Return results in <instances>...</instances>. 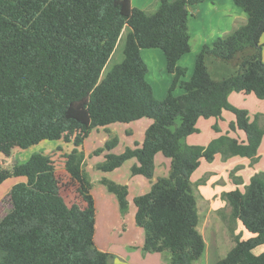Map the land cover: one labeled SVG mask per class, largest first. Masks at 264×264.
<instances>
[{
  "label": "trees",
  "instance_id": "obj_1",
  "mask_svg": "<svg viewBox=\"0 0 264 264\" xmlns=\"http://www.w3.org/2000/svg\"><path fill=\"white\" fill-rule=\"evenodd\" d=\"M206 0H160L155 11L132 6L131 0H0V153L10 157L43 141L72 144L64 169L86 207L68 206L60 193L49 156L33 153L25 162L0 167V184L22 178L10 191L12 210L0 221V264H113V255L94 244L95 205L92 183L83 170L82 146L93 129L112 124L152 120L144 139L121 154L110 151V137L93 155L96 165L111 172L135 159L132 175L152 179L154 158L171 160L166 178L133 199L135 223L144 230L142 252L166 254L170 264H193L203 254L196 198L191 175L201 162L216 155L255 160L263 130L258 116L228 102L232 92L264 100V0H232L246 15L244 24L202 46L192 75L178 61L191 50L189 8ZM124 40L123 59L105 72L118 41ZM143 49H159L172 76L163 99L155 98L147 81ZM238 56L234 74L210 76L207 60L228 63ZM176 88L183 94L175 95ZM234 115L230 130L245 141L226 135L206 146L187 145L200 118ZM217 130V127H214ZM117 198L121 214L128 209V190L101 180ZM232 219L252 237L241 240L215 264H264V172L253 175L243 191L224 193Z\"/></svg>",
  "mask_w": 264,
  "mask_h": 264
},
{
  "label": "crops",
  "instance_id": "obj_2",
  "mask_svg": "<svg viewBox=\"0 0 264 264\" xmlns=\"http://www.w3.org/2000/svg\"><path fill=\"white\" fill-rule=\"evenodd\" d=\"M232 2L231 0H206L189 8L188 26L191 50L178 61V65L186 69L185 81L190 79L195 56L203 45L210 44L216 37L224 35L246 22L247 15L235 7ZM159 3L160 0H131L133 7L146 11H155ZM261 43L262 61L264 62V33L261 36ZM157 50L159 49H143L141 56L150 58L154 65L149 69L156 70L162 76L159 80L153 81L158 86V94L155 95L156 90L150 84L154 88L155 97L161 100L168 89L172 76L166 71L164 55L160 53L162 51L158 52ZM207 62L208 71L213 79L218 80L224 77L223 75L227 72L226 63L212 59H208ZM149 74L150 72L147 76ZM156 76L157 74L152 78H156ZM174 94L181 95L183 90L176 88ZM228 102L238 109L247 111L251 121L258 116L257 122L264 132V100L257 99L253 94L232 92L228 96ZM231 114L224 111L221 119L200 118L196 124L198 131L186 137L185 143L206 146L211 140L226 134L240 142L245 141L246 137L242 131L230 130V124L235 121L234 115ZM151 123V119L143 118L129 124L99 127L90 132L82 146L83 170L92 183L91 193L95 205L94 244L98 250L113 255V264H170L166 254H144L142 252L145 234L144 230L135 223L136 207L133 199L149 192L152 184L159 178L168 176L171 160L160 153L156 154L154 174L149 180L143 176L131 174V168L137 165L135 159L127 160L120 167L105 173L98 171L95 167L104 161V155L107 152L98 156L92 154L112 136L117 137L118 142L110 153L116 155L121 154L126 148L140 145L144 139L145 131ZM214 127H217V130H214ZM91 140L94 143L89 145ZM2 160H6V157L0 153V161ZM260 172H264V133L254 161L239 156L223 158L218 154L211 162H201L199 168L193 172L190 180L192 185L194 183L195 188L193 193L198 213L197 229L205 243L202 256L193 264H215L233 248L234 237H239L241 240L252 237V234L245 230L240 221L231 218L230 207L222 195L236 189L243 191L250 178ZM67 178L74 189L76 199L68 204L61 194L62 197L68 206L77 204L80 209H84L86 205L77 192L76 184L71 181L68 175ZM103 179L127 187L128 209L125 214H121L116 196L108 192L106 187L101 184ZM21 181H23L22 178H9L0 184V221L13 208L10 200L12 186ZM263 252L264 245L253 250L255 255Z\"/></svg>",
  "mask_w": 264,
  "mask_h": 264
},
{
  "label": "rangeland",
  "instance_id": "obj_3",
  "mask_svg": "<svg viewBox=\"0 0 264 264\" xmlns=\"http://www.w3.org/2000/svg\"><path fill=\"white\" fill-rule=\"evenodd\" d=\"M238 9H240V8H238ZM123 45H124L123 39L118 41V44L116 45L113 54L111 55L110 59L108 60V62L106 64L105 72L122 61V59H123ZM157 51L160 52V50H157ZM160 53H162V52H160ZM143 60L147 65L148 72H150L149 76H147V81L155 88V90H156L155 95H156V94H158V86H156L153 81H155V79L159 80L162 76L156 70L152 71L149 69L154 65V63L151 61L150 58L143 56ZM239 60H240V56H238L234 61L226 63L227 72L225 73V75H223L224 77H228V76L234 74V72L237 70V62ZM217 63H219V62H217ZM220 63H222V62H220ZM155 64L157 65V63H155ZM207 67H208V62H207ZM208 70H209V67H208ZM156 74H157L156 78H152ZM165 75H166V73H165ZM163 77H164V75H163ZM224 77H222V78H224ZM202 134H203V132H202ZM96 140H97V138H96ZM90 143L91 144L94 143L93 140H91L89 142V145H90ZM71 149H72V144L66 143L63 140L56 141V142L43 141L42 143L38 144L37 146L30 147L26 150L15 148L13 150V152L11 153L10 157H6V160L0 161V167L8 168L16 161L18 163H23L33 153H40V154H44V155L49 156L54 167H55V175H56V178H57V181L59 184L60 192L63 195V197L66 199L67 203L71 204L72 201H74L76 199V194L74 193V189L71 187L70 180L67 178V175H66V172L64 169V162H65L64 155L67 154ZM193 180H195V179H193ZM192 188L195 190L194 183L192 185ZM4 209H5V207H4Z\"/></svg>",
  "mask_w": 264,
  "mask_h": 264
}]
</instances>
